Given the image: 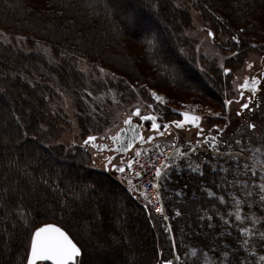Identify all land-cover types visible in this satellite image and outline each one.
<instances>
[{"label": "trees", "instance_id": "trees-1", "mask_svg": "<svg viewBox=\"0 0 264 264\" xmlns=\"http://www.w3.org/2000/svg\"><path fill=\"white\" fill-rule=\"evenodd\" d=\"M190 1L205 10L209 8L216 16L224 18L229 27L245 38L246 45L264 42V0ZM138 3H143V6L138 8L144 17L163 19L165 16V21L163 20L165 23L168 21L171 24L168 15L170 9L177 14L173 0H139ZM109 4L108 0H0V30L50 43L57 50L73 52L89 63L107 69L134 87L165 93L177 105H194L207 112L219 110L223 106V85L219 81V76L218 83L210 82L206 79L210 75L198 70L195 64L184 56L176 35L180 34L179 29L171 24L172 28L168 31L176 35V40L166 41L162 39L161 33L150 32L149 28L136 23L137 17L141 20L143 17L137 13L135 15L132 8L118 15ZM119 6L124 7L128 4ZM129 14L134 17L132 23L127 22ZM188 19L189 16L185 14L184 20ZM105 24L110 30L105 31L103 37L98 40L89 36L91 30L97 31ZM11 50L9 46L0 43V53L14 58L13 68L17 72L19 59L22 58ZM187 71L191 76L206 80L207 86L192 81L191 76H186ZM12 74L4 76L10 82L7 87L10 93L21 96V90H31L20 79L10 78ZM1 81L2 78L0 83ZM38 92L41 94L38 98L40 108L32 110L38 111L40 116L38 117L35 112L36 115H27L25 119L20 110V103L10 99L14 102L12 104L3 99V95L10 93L0 86V184L4 185L7 182L12 186L9 200L6 201L4 197L0 199V232L2 229L6 232L0 234V243L4 241L13 243L12 252L6 256L7 258L0 253V264H20L25 256L27 238L32 225L40 226L45 222L62 226L69 233L81 248L79 264L94 263L95 260L88 257L84 239L89 241L99 236L105 238L107 249L98 254L97 260L103 255L101 260L106 262L109 257L115 256L119 264H125L126 261L128 264H161L163 262L159 256L161 250L169 259H172V253L175 252L181 255L182 260H188L184 252L191 247H196L198 253L208 252L211 247L219 251L228 242L238 247L236 240L239 233L235 227L230 229L232 235L226 239L218 233L224 228L220 215L233 210L230 196L235 194L233 191L241 192L242 189L229 187L227 184L223 188H216L214 185L221 184L222 177L229 181L234 177L248 180L251 179L250 174L237 175L231 170L227 173L222 172L219 170L221 163L217 164L216 171L204 165L203 176L192 172L183 164L172 168L168 179H164L161 184L173 229L169 234L165 231V226L161 227L166 223L154 217L144 201L135 197L128 186L118 182L112 174L95 169L89 164L91 159L86 146L76 145L66 149L64 145L51 146L42 142L44 126L53 128L57 121L55 118L49 119L53 103L44 100V91ZM51 100H54L53 97ZM44 111H47L48 118L43 114ZM10 113L11 117L7 122L6 118ZM35 117H38V120ZM43 152L47 157L41 156L40 153ZM225 157L226 155L219 162L224 161ZM58 160L66 161L65 169H60L62 165L57 163ZM232 164L233 162L228 159L224 167ZM165 183L170 190H166ZM31 184L38 190L49 193H44V197H40L44 202L42 205H38L34 193L28 191ZM207 187H212L218 195H224L226 203L220 204L214 197H208L203 191ZM177 189L184 193L183 196L172 194V191ZM83 190L88 192L84 197L81 196ZM99 190L110 191L120 197L123 200L124 212L119 214L110 210L109 206L102 207V199L95 210L94 202H98L96 193ZM24 191L26 197L20 195ZM166 196H170L167 201ZM21 205L31 212L27 227L14 211ZM256 206H260V203ZM89 208H92V212L89 213L94 221L93 224H88L89 231H86L80 224L85 215L89 214L87 212ZM177 210L181 211L180 216L175 215ZM205 212L213 216L214 228L206 227L208 221ZM217 212L220 215H214ZM229 219L234 221V217ZM13 225L16 227L13 228ZM8 233L13 234L11 239ZM146 236L149 244L144 240ZM173 241L177 245L176 249L172 247ZM128 246L130 254L129 250L123 252ZM240 251L248 255L243 248ZM257 252L264 254V248L257 244ZM209 256L213 264H216L217 257L211 253ZM194 259H198V264H204L202 255ZM249 259L253 258L249 256Z\"/></svg>", "mask_w": 264, "mask_h": 264}, {"label": "rangeland", "instance_id": "rangeland-1", "mask_svg": "<svg viewBox=\"0 0 264 264\" xmlns=\"http://www.w3.org/2000/svg\"><path fill=\"white\" fill-rule=\"evenodd\" d=\"M138 1L139 0H117V2H114L113 0H108L110 3L109 5L118 15H122L125 13V11H128L130 8H132L135 12V15L137 13L140 17H143V20H141L139 17H135V22L140 23L144 28H149L150 32L161 33L160 35L162 36V39L175 42L177 35L179 39L178 41L181 43L180 47L184 56L191 60L192 64L194 63L198 70L209 74L210 76H207L206 79H208L210 82L216 84L218 83V76L221 74L224 75L221 64H224L226 67L232 69L228 76L224 75L227 77V80L229 79L231 81V83H233L234 77H238V75H240L241 72L245 70V64L247 62L243 64L238 59H235V57L237 58L236 55H233L237 48H243L244 42H246L245 38L241 37L240 34H238L239 32H235L231 27H229L224 18L216 16L213 11H211V9L208 8L205 10L200 8L193 4L190 0H173L175 5L174 8L177 11V14H174L175 12L169 8L170 12H168V15L172 26H174L177 30H180L179 35L176 34L177 31H175L176 35H173L172 32L168 31L169 28H172L170 22L166 21L169 27L164 22L165 16L163 19L154 18L148 15V17H144L143 12H141L138 8L139 6H143V3L139 4ZM119 4H128V6L120 7ZM144 9H146V7H144ZM185 14L189 16L188 20H184ZM105 26L106 24L97 31L91 30L89 36L94 39L98 38L99 40L104 36L105 31L107 32L110 30ZM209 31L214 33V36H209ZM232 36L237 37L239 43L232 40ZM0 43L4 46L7 45L12 48L11 51L17 54L18 57L22 58L19 59V70L16 72L13 68L14 58H9L7 54L0 53V61L2 64L0 67V80L2 78V83H0L1 88L3 87L10 93V91L7 90L10 82L4 78V76L13 73L10 78L20 79L24 84H27L29 89H31L30 91L21 90V96L11 92L10 94L6 93L2 98L8 100L12 104L14 102L20 103V110L22 111L21 113H23V117L27 119V115H36L35 112H37L38 117L40 116V114L38 115V111H34L32 108L39 110L40 106H38V98L41 94L38 91H44V100L46 102L53 103V105H51L53 108L50 113V117L46 113L47 111H44L43 114H46L47 118L49 117V119L51 118L52 120L55 118L57 121V125L53 128L44 126L45 134L41 138L42 142L50 144L51 146L64 145L67 147L66 149H70L76 145L82 146L83 141L89 135L101 137L104 136L106 132L109 136L115 135L116 132H118L124 126L123 120L126 118V115L130 113L134 106H140L142 108L143 114H149L153 111L147 108V104H152L155 112H157L159 116H161V114H159L158 111H160L162 108H165V105H168V107L171 108H184L185 110L192 112L200 111L204 112L205 114H210L212 112L211 110L208 112L201 111L198 106L194 105H177L173 103L165 93L152 90L156 91L159 95L164 94L167 103L159 104L151 98L148 89L145 90L134 87L132 84L121 80L120 77L113 75L105 68H103L105 72L102 74L100 72V68L102 67L89 63L85 58L74 54L73 52L57 50L50 43L40 42L38 40L36 41L31 37L20 34H12L2 30H0ZM254 45H259L264 48V42L249 43V45H247L249 54L244 55V60H246L248 57H251L253 54H259L253 50ZM231 46L234 47L230 49ZM256 56L259 57V55ZM175 57L176 56H173V58ZM187 69L188 68H183V70ZM189 73L190 72L187 71L186 76H191ZM191 80L198 82V84H204L205 86L208 84V82L203 78L198 79L194 76H191ZM88 92H91L92 95L89 96ZM52 97L54 100H51ZM10 99L15 101L12 102ZM41 111L42 110H40V112ZM168 111H170L169 108ZM10 117L11 113L10 116L8 115V118H6L7 122L10 120ZM38 117L35 118L38 120ZM82 121L84 122V125H82ZM42 122H44V120H42ZM109 129L111 131H108ZM190 137L191 134L189 138ZM232 138L234 137L232 136ZM234 141L235 140H233L232 145L239 147L235 145ZM97 143H104L108 146L111 145V141L109 139L98 140ZM155 143L164 146L171 143V141L164 142L160 139L158 141L156 140ZM86 147L89 150L90 159L96 160L95 166H93L91 163L89 164L95 169L105 171L103 156L107 155L106 152H103L100 156H97L95 149L91 148L90 146ZM138 147L139 146H136L135 150L138 149ZM236 147L232 148L230 151H237L238 148ZM147 148H154V145L150 144L144 149ZM40 154L43 157H47L44 152ZM132 154L133 152L130 154V156ZM109 155L112 154L109 153ZM246 155L249 157L254 156L257 160H262L250 152L249 154L246 153ZM228 159L231 160L226 155L225 160H222L219 163H221V165L224 167V163L225 161H228ZM118 161L119 160H117V162ZM181 161L185 162L186 165L188 163L187 160L177 159V162L167 171L164 179H168L172 168L180 167ZM231 162L233 161L231 160ZM247 162L252 163V160L249 159ZM57 163L62 165L60 169H65L64 166L66 161L58 160ZM202 167H204V165ZM257 171H260L259 167H257ZM109 174L114 176L112 172H109ZM251 179L253 178L251 177ZM0 185V191L8 187L10 190L12 187L11 184L7 182L4 183V185ZM164 185L166 190H170V187L166 183ZM28 191L34 193V197L37 200L38 205H42L44 203L43 199H40V197H44L45 194H49L47 192L38 190L33 184L30 185V189ZM181 192L182 191L180 189H177L173 190L172 194L175 193L178 196H183V192L182 195L178 194ZM233 192L237 195H240L239 197L241 199L244 198L243 189L241 192H239V190ZM87 193V190H83L81 192V196L84 197V195H87ZM20 195L26 197V191ZM96 196L98 197V202H94L95 210H97V204L102 199V207L109 206L110 210H113L115 213L117 212L119 214L124 212V207L122 205L123 200L120 197L115 196V193L99 190L96 193ZM2 197L3 196H0V199ZM169 197L170 196H166V201L169 199ZM47 203L48 202H45V204ZM258 203L259 202L257 200L251 209L242 206L244 212H254L257 216H264V208H262L261 205L255 207V205ZM87 212H92V208H89ZM86 215L85 218H83L80 227H83L86 231H89L88 224H93L94 220L91 216V213ZM3 221V224L5 225V220ZM4 225H2V227H4ZM166 225H170V219L168 223L161 225V227ZM257 228H264V220H262L260 225H257ZM1 232L0 234L6 233L4 229H2ZM144 240H146L147 244H149L147 236L144 238ZM84 242L88 248V257H91L95 260L93 264H119V261L116 260L117 258L115 256L109 257L106 262L101 260L103 255L101 256L100 260H97L98 254L100 255L102 251H106L107 249L106 240L104 237L99 236L97 239H91L89 241L84 239ZM1 243L0 253H2L5 258H7L6 256L12 252L11 246L13 243L10 241H4ZM127 250H129L128 254H130V246L124 248L123 252H126ZM78 261L80 262L79 258ZM87 261H89V258H87ZM161 264H163V262Z\"/></svg>", "mask_w": 264, "mask_h": 264}, {"label": "snow or ice", "instance_id": "snow-or-ice-1", "mask_svg": "<svg viewBox=\"0 0 264 264\" xmlns=\"http://www.w3.org/2000/svg\"><path fill=\"white\" fill-rule=\"evenodd\" d=\"M127 22L132 23L134 17L130 14L127 16ZM243 31V29H241ZM209 36H214V33L211 31L208 32ZM232 40L237 41V37L232 36ZM236 55V53H233ZM246 67L251 69L253 67L252 63H247ZM223 68V73L225 76H228L232 69L226 67L224 64H221ZM100 72L103 74L105 70L100 68ZM264 79V74L261 76H252L245 77L243 82L236 86V90L239 92L237 99H226L224 101L225 107L232 105L233 103H240V101H245L240 104V110L237 111V115H241L242 111L249 109L252 104L253 98L256 96V93L260 91L261 80ZM245 92H249L250 95L245 96ZM151 98L159 103L165 104L167 101L165 97L159 95L156 91L149 90ZM88 95L91 96L92 93L88 92ZM147 108L155 112L152 104H147ZM213 115L219 117L221 113H213ZM183 120H172L170 122L161 123V116L155 114H143L142 108L140 106H134L133 109L126 115V118L123 120V125L125 127L121 128L115 135L109 136L107 132L104 136L97 137L96 135H89L83 141L82 146H90L96 150V155L100 156L101 153L108 151L115 152H127L133 147L135 141H139L141 144H153L154 150H156V157L164 155L168 148L174 150V155L169 157L165 156L163 162L159 166L156 164H151L146 166L145 164L139 161V157L142 155L141 151H136L134 158L128 159L127 161L120 160L117 162V158L113 155L103 156L104 167L112 172L126 174L128 171H133L134 175L139 178L141 175L145 179L149 177V170H154V176L149 180V183L154 188H159L158 181L161 179L164 174L165 169L171 168L173 166V161L176 159L187 160L188 168L194 172L199 173L203 176L205 173L202 170L203 165H208L211 167L212 171L217 170V164H219L220 159H223L227 155L232 161L233 164L229 167H220V171L229 172L230 170L237 175H251L253 179L243 180L236 179L229 181L226 177H222L221 184L214 185L216 188H223L225 184L229 187L235 186L236 189H243L244 198L241 199L235 194L230 196V202L233 205V210L227 212L225 215H220L218 212L214 215H220V221L223 223L224 228L221 230L218 235L224 237L225 239L231 237L232 232L230 229L235 227L239 233V237L236 240L237 246H234L230 242L225 243V246L219 251L215 247L209 248L208 252L198 253L196 247H191L188 251L184 252V256L188 257V260H182L180 254L172 253V259H169L164 256L163 250L159 253V256L163 259V264H198L199 255H202L204 258V264H213V260L210 259L209 254H213L217 257L216 264H264V254H258L257 244L260 248H264V228H257V225H260L264 216H257L254 212H244L242 206H246L248 209H251L253 204L257 202L260 203L262 208H264V159L257 160L254 156L249 157L246 153L255 152L259 153L261 156H264V144L261 146H254L251 143V139L248 144H244L241 139H236L234 141L235 145L239 146L238 150L235 152L225 151L221 152L220 144L223 143L226 146V149L231 150L233 145L227 140L222 139V134L227 128V125H213L207 132L201 125V117L198 115H191L188 112L181 113ZM140 122H150V127L147 131H150L153 134L145 135L140 132L139 129L142 127ZM191 125L197 129L195 135L197 139L195 142L188 141L187 150H181L178 144L173 141L171 145L162 147L160 144L155 143L157 137H163L165 134L171 136L170 127L174 125L176 129H184L185 125ZM248 128L255 129V124H248ZM108 131H111L110 129ZM132 132L133 136L127 144L124 143V134L127 132ZM109 139L114 144L118 145L115 149H110L107 144L97 143L98 140ZM178 140V137L176 138ZM200 150L211 152L212 159H201L197 162L193 157ZM153 149L148 150V154L151 155ZM251 159L252 163L249 164L247 161ZM227 163V161H225ZM93 166L96 165V160H91ZM134 164L139 165L140 170L133 168ZM257 167L260 171L257 172ZM122 180H127L130 191H136L137 186L133 184L131 179L127 178V175L122 177ZM203 191L208 197H214L220 204H225V196L218 195L217 192L212 190V187L204 188ZM182 195L183 193H178ZM144 198L148 200V197L145 193H142ZM0 196H3L7 201L11 196V192L8 188H4L0 191ZM149 203H152L149 200ZM159 199L152 204V209L155 213L160 214L165 221L169 219L168 215L165 214L163 206L160 205ZM215 207V205H213ZM150 209V211L152 210ZM18 219L23 222L24 226L27 227L29 224V216L31 215L30 211H27L22 205L14 209ZM181 211L177 210L175 215L180 216ZM207 216L206 227L214 228L212 223L213 216ZM229 217H234V221L230 220ZM203 218V217H201ZM13 228L16 225L12 226ZM165 231L169 234L172 233L173 229L171 225L165 226ZM12 233H8L9 239L12 237ZM28 244L25 249V256L22 258L20 264H79L78 257L81 256V248L78 247L77 243L74 242L73 238L70 237L69 233L62 227L58 226L55 223H43L40 226L32 225V230L29 233L27 238ZM173 249L177 248L175 241L172 245ZM243 248L244 252H247L248 255H244L240 249ZM251 256L253 259H249ZM128 264V261L125 262Z\"/></svg>", "mask_w": 264, "mask_h": 264}, {"label": "flooded vegetation", "instance_id": "flooded-vegetation-1", "mask_svg": "<svg viewBox=\"0 0 264 264\" xmlns=\"http://www.w3.org/2000/svg\"><path fill=\"white\" fill-rule=\"evenodd\" d=\"M239 43V42H238ZM235 44V43H234ZM237 44V43H236ZM234 46H231L233 48ZM253 50L258 52L259 57H257L255 54H253L251 57H248L246 60H244V55L249 54L248 47L246 43H244L243 48H237V50L234 52L236 53L237 58L235 59L241 61L243 64L245 62L252 63L253 67L251 69H248L247 67L245 70L241 72L238 77L233 78V83L225 77L223 74L219 75L220 82L223 85L222 88V95L223 100L226 99H237L239 96V92L236 90V86L243 82V79L245 77H252V76H261V74H264V48L259 45H254ZM247 63L245 65H247ZM241 71V70H240ZM260 91L256 93V96L253 98L252 104L250 105L249 109H245L242 111L241 115H237V111L240 110V104L244 103L245 101H240V103H233L232 105L225 107L224 103L219 110H213L210 114H205L204 112L200 111H187L184 108H171L168 107V105H165V108H162L160 111H158L159 114H161L162 120L161 123L170 122L172 120H183V116H181V112L187 111L190 113H193L195 115H198L201 117V125L205 129V132H207L213 125H227V128L224 130L222 134V139L227 140L228 142L232 143L233 140L241 139L244 144H248L249 140L251 139V143L254 146H261L264 144V79L261 80L260 83ZM250 95L249 92H245V96L247 97ZM171 103L170 101H168ZM169 110L171 111H168ZM221 113L219 117L213 115V113ZM207 113V112H206ZM149 114H155L158 115L157 112H150ZM159 116V115H158ZM207 116V117H204ZM142 124V127L140 128V131L145 132L144 134L150 135L153 134L150 131H147L150 127V122H140ZM255 124L256 128L250 129L248 128V124ZM170 131L172 133L171 136L165 134L163 138L169 139L174 138L176 139L178 137V141L180 142V147L182 150H186L188 147V141H193L197 139L195 133L197 129L191 125L186 124L184 129H176L174 125L170 127ZM188 133V134H187ZM191 134V137L189 138ZM130 136V140L132 138L131 132H127L124 134V143L127 144L129 141H127V137ZM232 136L234 138H232ZM159 137V136H158ZM177 140V139H176ZM111 145L109 146L110 149H115L118 147V145L114 144L111 141ZM137 142H134L133 147L129 149L127 152H115L106 151V154L109 155L111 153L113 156L117 158V160H125L130 157L131 152L133 151L134 146ZM236 146H233L234 148ZM238 148V147H236ZM220 150L222 151H230L226 149L225 144H220ZM252 154H255L257 158L264 159V156H261L259 153L250 152ZM249 154V153H248ZM212 153L200 150L196 153V155L193 157V159L199 161L200 159H212ZM203 170V167H202Z\"/></svg>", "mask_w": 264, "mask_h": 264}, {"label": "built area", "instance_id": "built-area-1", "mask_svg": "<svg viewBox=\"0 0 264 264\" xmlns=\"http://www.w3.org/2000/svg\"><path fill=\"white\" fill-rule=\"evenodd\" d=\"M163 147H165V146H163ZM152 149H153V151L151 152V155L148 154V150H150V149L141 151L142 155L139 157V161L141 163L145 164L146 166L151 165V164H156L157 166H159L161 164V162H163L165 156L171 157V156L174 155V150L169 147L168 150L164 153V155H162L159 158H157L156 157V150H154V148H152ZM132 158H134V155H133ZM133 168L136 169V170H140L138 164H134ZM166 170L167 169H165V171ZM165 171H164V173H165ZM125 175H127V178L131 179L133 184L137 186V189H136L137 191H139L141 193H145L147 195L148 200H146L145 198L144 199H145V201H146V203L148 205L149 211H150V209H152V204H154L159 199L160 205L163 206L165 214L167 215L166 208H165L164 201H163V197H162V194H161V191H160V181H161V179L158 181V183H159V188L158 189L152 187L151 184L149 183V180L154 176V170H149L148 179H145L143 175H141V177L137 178L134 175L133 171H128L126 174H122V173L119 174L118 175L119 180H121L123 182H127V180H122V177H124ZM149 200L152 203H149ZM160 205H158V206H160ZM150 213L154 217H156L158 220L165 221L160 214L155 213L154 209H152L150 211Z\"/></svg>", "mask_w": 264, "mask_h": 264}, {"label": "water", "instance_id": "water-1", "mask_svg": "<svg viewBox=\"0 0 264 264\" xmlns=\"http://www.w3.org/2000/svg\"><path fill=\"white\" fill-rule=\"evenodd\" d=\"M139 131H140V129H139ZM131 134H132V136H133V133L131 132ZM127 141H129L130 140V136L129 137H127V139H126ZM136 142V141H135Z\"/></svg>", "mask_w": 264, "mask_h": 264}]
</instances>
